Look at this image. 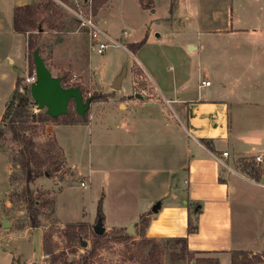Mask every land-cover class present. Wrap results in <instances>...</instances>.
Instances as JSON below:
<instances>
[{
	"label": "rangeland",
	"instance_id": "1",
	"mask_svg": "<svg viewBox=\"0 0 264 264\" xmlns=\"http://www.w3.org/2000/svg\"><path fill=\"white\" fill-rule=\"evenodd\" d=\"M16 1L0 0L2 17L8 21L13 16L14 9L11 7ZM51 1L54 5L50 4ZM33 3L40 6L37 14L39 28L36 31L38 56L50 75L60 79L63 88L66 85L78 87L83 101L90 97L93 100L85 110L83 118L76 113L74 102L70 100L67 104L69 115L58 116L57 122H40L37 115L47 114V108H38L30 97L31 103L19 118L17 127L25 137L32 139L35 150L46 160L43 169L49 171V174L44 173L31 182L26 181L25 172L19 167L21 144L12 139L8 119L0 122V248L3 249L0 250V264H11L13 259L14 264H18L17 258L21 253L22 261L27 262L30 249L34 246L38 248V252L33 255L34 264H82L84 260L86 264H187L180 253V244L169 239L146 242L137 235L139 226L135 228L134 235L125 240L119 239L122 229L117 228L126 225L127 219L135 215V203L128 195L132 186L130 181L133 179L121 171L102 177L99 171L127 166L128 148L115 146L113 137L98 135L97 131L98 117L107 115L103 116L105 124L115 129V125L120 123L118 117L122 116L128 128L144 132H141L143 136L140 137L150 148L154 149L166 138L156 133L160 127L149 119L142 117L131 121V117L125 115L131 112L129 108L123 111L117 107L125 99L119 97L117 90L111 89L105 93L102 87L108 83L113 84L124 71L125 76L120 83L122 88L132 98H135V94H140L141 100L145 101L152 93L148 88L151 81L145 70L154 77L152 67L156 68L160 76L169 79L177 74L185 62L191 67L188 69L189 78L195 77L196 58L184 55L182 36L177 33L180 14V9L177 8L181 0H155L154 12H151L153 8L141 9L138 0H112L111 7L107 6V9L104 7L105 3L101 8L104 7L107 11L102 9L100 13V8L97 13H93L94 19L99 29L117 40L126 50L112 46L102 54H98L95 49L91 50L89 36L74 15L77 7L73 0H35L30 5ZM79 5L85 11V0H80ZM123 31L126 32L125 35L122 34ZM22 35L27 42L28 34ZM145 37V43L138 50H128V44L138 43ZM16 38L20 40L21 37ZM21 44L19 42L13 47L16 52L7 60V72L0 70V114L13 91L12 79L19 81L18 90L22 89L20 92L29 95V87L23 85V78L29 73V69L34 71V65L32 54L28 52L27 46L25 53L22 52ZM24 56L26 68L23 66ZM13 58L14 63L11 64L9 61ZM14 69L19 71H12ZM184 70L187 73V66ZM1 74L7 76L2 78ZM109 99L113 103L111 107L105 105ZM105 111L110 113H104ZM90 114L97 118L96 124L89 128L85 125ZM166 114L169 125H173L175 119L170 117L171 112ZM70 117L76 123L69 125L78 126L59 127L52 133L54 125H63L61 122ZM176 145H180L179 140ZM172 149L164 152L169 153V157L176 156ZM153 153L158 154V149ZM175 158L178 162L182 160L181 156ZM247 162H252L262 173V168L257 165L254 157L239 159L233 166L236 171L259 183L253 171L246 167ZM89 169L93 171L91 182L82 187L79 183L86 180ZM115 190L123 192L124 198L117 197ZM104 197V232L99 236V244L95 246L96 234L93 226L96 220L91 216L96 214L97 201ZM28 198L36 202V228L31 227L27 217ZM233 219L237 230L239 219L237 220L235 212ZM3 220L8 223L7 228L2 227ZM79 223L82 228L75 230V233H79L77 239L74 242L66 241L65 227ZM20 237L23 239H19ZM19 240L24 242L17 245ZM43 241L50 246L51 254L43 252ZM82 242L86 245L82 246ZM16 247L20 249L16 250Z\"/></svg>",
	"mask_w": 264,
	"mask_h": 264
},
{
	"label": "crops",
	"instance_id": "2",
	"mask_svg": "<svg viewBox=\"0 0 264 264\" xmlns=\"http://www.w3.org/2000/svg\"><path fill=\"white\" fill-rule=\"evenodd\" d=\"M32 1L17 0L11 8ZM111 3L108 0L104 7H111ZM178 7L177 33L182 36L184 55L196 58L195 77L189 78L191 67L185 62L169 79L152 67L154 77L144 69L151 81L149 99L132 98L122 85L117 90L125 99L117 107L123 111L129 108L131 112L125 115L131 121L149 119L160 127L156 133L166 138L153 149L141 139L144 132L128 128L122 116H117L120 123L115 129L105 124L103 116L107 115L98 117V135L111 136L115 146L128 148L129 158L127 166L99 172L103 177L121 171L133 179L128 195L135 203V215L117 229H125L145 215L148 223L144 238H186L188 250L197 252L196 257L217 258L219 264H230L232 251L264 252V0H181ZM155 10L154 4L151 12ZM2 14L0 6V70L5 73L8 58L16 52L13 47L20 42L25 53L27 42L25 36L13 31L12 17L8 21ZM9 62L13 64L14 58ZM26 64L24 56V68ZM204 80L209 81L208 86L200 84ZM12 82L14 90L16 79ZM111 85L103 86V91L107 93ZM111 101L105 105L111 107ZM3 111L4 107L0 118ZM168 111L175 119L173 125H169ZM96 118L90 114L85 126L92 127ZM76 126L54 125L51 131ZM169 148L182 160L169 157L164 152ZM157 149L158 154H154ZM223 152L227 156L223 157ZM255 156L261 157L257 163L262 168L259 183L233 166L239 159ZM92 173L89 169L86 180L80 182L90 184ZM114 193L124 198L123 192ZM157 202L160 207L152 212ZM234 212L239 219L237 230ZM188 219L196 226L190 234ZM19 242L24 241L16 244ZM37 249H30L27 262L22 261L21 253L18 264H34Z\"/></svg>",
	"mask_w": 264,
	"mask_h": 264
},
{
	"label": "trees",
	"instance_id": "3",
	"mask_svg": "<svg viewBox=\"0 0 264 264\" xmlns=\"http://www.w3.org/2000/svg\"><path fill=\"white\" fill-rule=\"evenodd\" d=\"M108 0H91V7L93 13H97V11L107 2ZM155 0H138L140 8L143 10H150L153 8ZM51 5H54V2H50ZM39 4L33 3L29 5L15 7L13 10L12 16V28L14 32L20 34H28L27 36V50L32 54L33 61V53L37 51V30L39 28L38 21V11ZM146 37L143 38L138 43L128 44V50L131 52H135L138 50L144 43ZM34 65V63H33ZM33 69H29V73L31 74ZM69 85H66L65 88H69ZM78 88V87H77ZM19 81L16 80L14 90L6 102L4 106V111L0 118V122H5L8 119V126L10 128L12 139L21 144L20 149V160L19 167L25 172L26 181L31 182L34 179L44 175V173L49 174L48 170H44L43 168L46 166V160L43 155L35 150V145L31 138L25 137L22 134V130L18 129L17 125L20 121V117L23 115V112H26L27 106L31 103L30 96L27 93L20 92L19 90ZM93 97H90V102H92ZM64 116L69 115V111L67 110ZM80 117H85L81 115ZM37 119L40 122H57L58 116H51L49 113L37 115ZM76 123L74 118H69L68 120H64L61 122L63 125H69ZM204 141H202L203 143ZM246 167H249L256 177L259 179L261 177V171L254 167L252 162H247ZM56 171V170H54ZM36 202L30 198L27 199V217L30 221L31 227L36 228L38 226L37 212L35 210ZM104 221V214L102 212V199L97 201L95 220ZM148 218L145 215L139 217L138 221L135 223L134 227L139 226V231L137 235L144 239L146 242H150L153 239L144 238L143 230L147 226ZM82 224H70L65 227L64 236L66 237V241L74 242L79 233H75L76 229H81ZM196 230V226L192 225L191 220L188 219L187 233H193ZM120 231V230H119ZM96 241L94 245L99 244L98 239L99 236L95 235ZM130 235L125 232V229H122V234L120 235V240H125L129 238ZM169 240L173 241L176 244H180V253L182 257L186 260L187 264H219L217 258L211 257H196L197 252L189 251L187 248L186 238H170ZM93 247V249L95 248ZM42 250L45 254H51V249L48 244L44 241L42 242ZM73 264V263H68ZM82 264H86V260L83 261ZM154 264H159L155 262ZM230 264H264V252L260 254H252L248 251H232L230 253Z\"/></svg>",
	"mask_w": 264,
	"mask_h": 264
},
{
	"label": "water",
	"instance_id": "4",
	"mask_svg": "<svg viewBox=\"0 0 264 264\" xmlns=\"http://www.w3.org/2000/svg\"><path fill=\"white\" fill-rule=\"evenodd\" d=\"M152 11V10H151ZM192 47H189V50ZM33 63H34V72L36 74V81L29 86V95L33 102L36 103L38 108H47V113L51 116H60L67 111V104L70 100L74 102L75 111L79 115H83L85 110H87L90 99L82 100V95L80 90L77 87L63 88L60 85L59 78H53L48 69L46 68L43 60L38 56L37 51L33 53ZM125 76L123 71L111 85L113 90H119L120 83ZM136 99H141L140 94H135ZM160 207V203L157 202L151 208L152 212H156ZM135 223H130L125 232L129 235L135 234ZM2 227L7 228L8 223L3 220ZM93 232L100 236L104 232V227L102 226V221L99 219L96 221V224L93 226ZM86 243L82 242V246H85Z\"/></svg>",
	"mask_w": 264,
	"mask_h": 264
},
{
	"label": "built area",
	"instance_id": "5",
	"mask_svg": "<svg viewBox=\"0 0 264 264\" xmlns=\"http://www.w3.org/2000/svg\"><path fill=\"white\" fill-rule=\"evenodd\" d=\"M77 9L74 12V15L80 21V26L86 31L89 36L91 42V50L95 49L98 54H102L105 50L109 47H121L122 49L126 50V48L120 44L117 40H113L110 38L104 31L99 29L96 20L94 19L92 7H91V0H85V11H83L79 5L80 0H73ZM122 34H126L125 31ZM36 81V74L33 71L31 74H26L23 78V85L29 87L32 83ZM202 86H208L209 81H201L200 83ZM22 91V89H20ZM222 156H227L226 152L222 153ZM254 160L256 163L261 162L260 156H255ZM225 166L223 163H221ZM261 184V183H260ZM80 186L84 187L85 183L80 182Z\"/></svg>",
	"mask_w": 264,
	"mask_h": 264
}]
</instances>
